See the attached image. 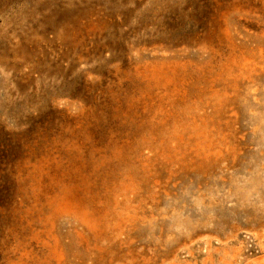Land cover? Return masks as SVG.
Segmentation results:
<instances>
[{
    "label": "rangeland",
    "instance_id": "rangeland-1",
    "mask_svg": "<svg viewBox=\"0 0 264 264\" xmlns=\"http://www.w3.org/2000/svg\"><path fill=\"white\" fill-rule=\"evenodd\" d=\"M0 264H264V0H0Z\"/></svg>",
    "mask_w": 264,
    "mask_h": 264
}]
</instances>
